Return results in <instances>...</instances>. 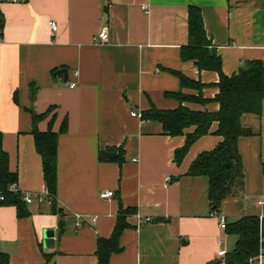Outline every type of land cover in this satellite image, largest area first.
I'll return each instance as SVG.
<instances>
[{"label": "crops", "instance_id": "0c3cea01", "mask_svg": "<svg viewBox=\"0 0 264 264\" xmlns=\"http://www.w3.org/2000/svg\"><path fill=\"white\" fill-rule=\"evenodd\" d=\"M26 0L1 1L0 138L8 169L17 173L22 193H45L41 156L35 149L29 109L50 110L37 122L40 131L58 134L56 204L51 199L0 204V253L9 264H97V242L113 232L120 204L150 221L127 217L130 227L119 238L121 250L108 264H224L219 248L232 250L236 237L219 227V217H264V100L260 114L245 113L239 136L244 169L241 192L222 200L211 213L208 177L188 175L191 162L212 149L221 136H200L180 163L174 151L185 135L165 134L157 120L141 118L152 105H179L166 91L181 88L171 70L199 80L204 103L182 102L215 111L219 75L183 61L188 7L200 8L204 28L230 76L243 62L264 63V0ZM144 5L146 7L144 8ZM57 24L52 31L49 21ZM100 31L106 40L95 42ZM65 69L67 80L57 71ZM53 71L54 74H53ZM77 71V73H75ZM74 81L75 85L70 86ZM34 88V94H32ZM135 112L139 115H132ZM193 127L185 132H191ZM106 151H115L108 157ZM103 153L106 159H99ZM122 155L123 161L116 158ZM112 190L113 196L100 193ZM62 222V225L60 224ZM53 231V245L44 232ZM221 241V243H219ZM264 264V253L259 256Z\"/></svg>", "mask_w": 264, "mask_h": 264}, {"label": "trees", "instance_id": "16d2710c", "mask_svg": "<svg viewBox=\"0 0 264 264\" xmlns=\"http://www.w3.org/2000/svg\"><path fill=\"white\" fill-rule=\"evenodd\" d=\"M111 1L106 0L105 8ZM2 26L3 18L0 13V32ZM187 32V44L180 49L181 59L193 61L199 70L218 73L219 80L216 84L218 93L212 100L218 103L219 108L215 111H201L182 105L184 101L204 103L209 100L201 95L203 83L185 76L180 71L171 70L178 77L181 88L196 89L197 94H188L181 90L166 91L165 95L176 98L179 105L171 110L158 109L152 105L148 110L141 112V118L159 121L165 134L185 135L183 146L174 151L175 163H180L191 144L200 136L209 133L211 125L216 122L217 127L214 133L221 136V140L212 149L201 152L191 162L187 171L188 175L208 177L209 206L214 207L210 212L216 213L223 199L239 194L243 188L244 169L237 140L239 136L251 135L252 132L241 125L240 118L245 113H261L264 100V63L261 60H248L243 62L236 73L230 76L225 75L222 71L221 56L206 34L201 10L196 5L188 7ZM32 94H34V88ZM49 111L48 109L44 113L37 114L29 109L35 149L41 156L44 183L53 211L60 213L55 199L57 144L58 134L66 129V120H63L57 132L52 130V119L49 121L47 130L40 131L37 128V122ZM190 127H193V130L185 132ZM99 159H106L102 152L99 154ZM116 159L119 162L123 161L121 154ZM16 182L17 173L8 169V156L1 147L0 138V194L4 197L0 204L16 205L18 214L22 215L24 213L21 210L22 193L19 190H9L10 185ZM135 213V209L124 208L120 204L117 222L111 236L98 239L97 264H108L111 255L121 250L120 235L125 228L130 227L127 217ZM60 224L62 225V222ZM224 229L228 234L236 237L234 247L226 251L224 255V264L258 263L259 256L264 253V217L242 216L232 222L226 221ZM0 264H9L5 253H0Z\"/></svg>", "mask_w": 264, "mask_h": 264}, {"label": "built area", "instance_id": "2783aa9c", "mask_svg": "<svg viewBox=\"0 0 264 264\" xmlns=\"http://www.w3.org/2000/svg\"><path fill=\"white\" fill-rule=\"evenodd\" d=\"M3 1V0H0V2ZM6 1H15V2H19L21 0H6ZM146 7V5H144V8ZM49 26L51 27L52 31H55L57 29V24L55 21L53 20H50L49 22ZM107 38V32L106 31H100L97 36L94 38V41L95 42H99L100 40L103 41V40H106ZM75 73H77V71H75ZM75 85V82L74 81H71L70 82V86H74ZM132 115H139L135 112H132ZM9 190H12V191H18L17 189V186H16V183L10 185L9 187ZM114 194V192L112 190H106V191H103L100 193V197L101 198H110L112 197ZM34 197H37V199L39 201H44L46 200L49 196H48V193L45 192V193H24L22 194V199L26 202V203H30ZM4 200V197L2 194H0V203ZM261 205H264V199H262L260 201ZM135 218L137 219L138 222H142V221H150L151 218L149 216H142L140 213L136 212L134 214ZM225 225H226V220L223 218V217H219V227L221 229H224L225 228ZM219 243H221V241H219ZM226 253V250L224 248H219L217 254L218 256H224ZM253 264H259V261L258 263H253Z\"/></svg>", "mask_w": 264, "mask_h": 264}, {"label": "water", "instance_id": "95a60500", "mask_svg": "<svg viewBox=\"0 0 264 264\" xmlns=\"http://www.w3.org/2000/svg\"><path fill=\"white\" fill-rule=\"evenodd\" d=\"M59 74H63V80L66 81L67 80V71L65 69L59 70L57 71ZM105 154L112 158L116 155L115 151H106ZM214 207H212L211 209H213ZM44 245L46 247L52 246L53 245V231L52 230H47L44 232ZM246 264H249V262H246Z\"/></svg>", "mask_w": 264, "mask_h": 264}]
</instances>
